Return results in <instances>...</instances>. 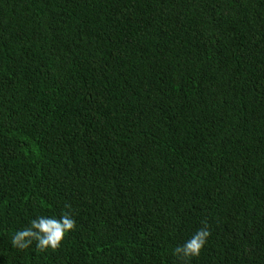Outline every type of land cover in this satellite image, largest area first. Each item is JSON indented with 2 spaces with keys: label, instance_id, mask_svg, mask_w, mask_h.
<instances>
[{
  "label": "trees",
  "instance_id": "16d2710c",
  "mask_svg": "<svg viewBox=\"0 0 264 264\" xmlns=\"http://www.w3.org/2000/svg\"><path fill=\"white\" fill-rule=\"evenodd\" d=\"M205 224L191 264H264V0H0V264H181Z\"/></svg>",
  "mask_w": 264,
  "mask_h": 264
},
{
  "label": "clouds",
  "instance_id": "9594fccd",
  "mask_svg": "<svg viewBox=\"0 0 264 264\" xmlns=\"http://www.w3.org/2000/svg\"><path fill=\"white\" fill-rule=\"evenodd\" d=\"M76 220L70 212L63 215H41L32 219L29 226L15 231L11 243L13 247L21 250L29 249L33 243L41 252L56 250L61 246L65 236L76 228ZM211 231L207 224L198 229L183 244L173 249V255L181 261V264H191L193 258L200 255L208 242Z\"/></svg>",
  "mask_w": 264,
  "mask_h": 264
}]
</instances>
